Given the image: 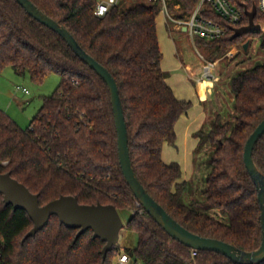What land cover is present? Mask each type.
<instances>
[{
	"label": "trees",
	"instance_id": "16d2710c",
	"mask_svg": "<svg viewBox=\"0 0 264 264\" xmlns=\"http://www.w3.org/2000/svg\"><path fill=\"white\" fill-rule=\"evenodd\" d=\"M43 13L65 27L79 45L103 65L120 91L128 129L133 169L147 192L188 231L217 239L245 252L262 241L261 210L256 186L244 164L246 142L264 119V63L233 74L229 81L235 115L223 122L211 120L209 130L194 133L195 153L209 146L205 187L198 199L182 180L179 163H165V144L176 147L175 126L193 103L179 99L163 70L157 20L160 2L121 0L103 17L94 14L99 0H31ZM246 11L258 0H232ZM200 0H167L169 12L184 20ZM207 18L228 27L216 41L199 39L215 62L233 48H242L245 36L232 38L234 28L208 11ZM256 24L264 27V13ZM172 36L174 29L167 26ZM249 36L261 37L264 30ZM11 67L41 84L58 74L60 84L26 129L0 109V173H10L43 206L61 196H73L82 205H113L131 210L124 230L137 236L134 247L116 245L105 258V246L93 232L77 240V229L51 217L35 237L24 239L33 223L23 210L6 206L0 194V254L2 264H115L126 254L131 264H235L225 256L196 251L172 239L143 209L126 183L118 153V136L109 89L103 79L80 60L54 31L33 19L16 0H0V72ZM264 175V136L253 152ZM216 211V212H215ZM214 212V214L212 213ZM264 264V263H263Z\"/></svg>",
	"mask_w": 264,
	"mask_h": 264
},
{
	"label": "water",
	"instance_id": "95a60500",
	"mask_svg": "<svg viewBox=\"0 0 264 264\" xmlns=\"http://www.w3.org/2000/svg\"><path fill=\"white\" fill-rule=\"evenodd\" d=\"M18 4L36 21L56 32L71 48L75 55L93 69L106 83L112 102L115 125L118 136L119 163L126 183L142 209L174 240L196 251H209L221 254L235 264L264 263V175L253 160V152L259 140L264 136V119L248 138L244 149V164L252 178L260 204V220L262 241L260 247L252 252H245L223 241L196 235L173 219L166 210L147 192L137 177L130 157L128 129L121 102L120 91L111 73L77 42L74 36L57 21L43 13L31 0H16ZM257 6L246 11L249 23L234 29L232 38L249 34H259L262 26L256 24ZM250 41L244 44V50L249 48ZM0 194L6 206L13 210H23L33 223L32 229L24 239L35 237L49 223L51 217H58L60 224L69 229H77V240L84 232L91 230L93 237L100 239L105 246L102 249L103 258L113 250L120 239L124 228L117 209L113 205H82L73 196H61L43 206L39 196L14 179L10 173H0Z\"/></svg>",
	"mask_w": 264,
	"mask_h": 264
},
{
	"label": "rangeland",
	"instance_id": "374dc122",
	"mask_svg": "<svg viewBox=\"0 0 264 264\" xmlns=\"http://www.w3.org/2000/svg\"><path fill=\"white\" fill-rule=\"evenodd\" d=\"M170 15L172 16L171 12ZM188 18L184 20H188ZM157 22L158 38L164 52L163 64L165 67L168 66L170 68L171 71L169 73L172 77V82L179 81L182 77H187V83L184 81L182 90L186 92L183 96H187V99L193 103L189 114L191 118L189 119V123H191L189 126L194 130L201 128L209 130L211 120L217 115H220L223 122L230 120L235 115L233 95L229 87L230 78L233 74L250 68L258 62L264 63L261 37L245 35V43L250 41L247 51L244 50L243 45L242 48H233L226 56L218 58L215 61L217 65L213 70V78L202 83L203 86L199 94L196 85L206 63L200 59L198 53L205 60H208V52L205 50V45L197 37H192L180 31L178 24L166 18L163 12L160 13ZM165 23L174 29L171 38L166 32ZM263 30L264 27L262 26ZM176 52L177 56L174 55ZM187 66L191 67L192 72L195 73L193 74L194 76H191L187 71ZM60 81V76L52 73L41 84H36L29 75H18L11 67H6L0 72V109L8 114L21 128L26 129L42 106L43 98L52 95L59 86ZM18 87L27 88L29 94H24L17 89ZM196 146V140L191 134H188L187 143L184 144L182 151L188 153V157H186L188 158L189 172L188 180L186 181L190 182L195 190V194L190 199L201 197L207 174L204 165L208 152L211 150L207 146L196 154ZM132 213L129 209L118 210L124 225L131 218ZM212 213L214 214V212ZM137 240L135 234L128 233L122 229L117 245L134 247L137 244ZM117 259L118 256L115 260Z\"/></svg>",
	"mask_w": 264,
	"mask_h": 264
},
{
	"label": "built area",
	"instance_id": "2783aa9c",
	"mask_svg": "<svg viewBox=\"0 0 264 264\" xmlns=\"http://www.w3.org/2000/svg\"><path fill=\"white\" fill-rule=\"evenodd\" d=\"M121 0H99L94 14L97 17L105 16L112 7L119 4ZM148 3L160 2L162 12L166 18L170 21L178 24L179 30L192 37H197L205 41H216L225 37L229 29L228 27L216 22L214 19L207 18L206 14L210 10L217 14L222 20L234 29L241 27L243 22L242 11L233 3L232 0H200L193 14L188 20H176L169 12L167 0H145ZM247 1V0H244ZM258 10L264 13V0H258ZM200 59H202L206 66L203 69L201 77L198 79V83L202 84L204 81L211 80L213 78V70L217 63L205 60V58L198 53ZM18 90L28 95L29 90L27 88L18 87ZM137 205L141 207L139 202ZM196 250L193 252L195 256ZM0 264H2V255L0 254ZM115 264H131V260L128 255L121 254L118 256Z\"/></svg>",
	"mask_w": 264,
	"mask_h": 264
},
{
	"label": "crops",
	"instance_id": "0c3cea01",
	"mask_svg": "<svg viewBox=\"0 0 264 264\" xmlns=\"http://www.w3.org/2000/svg\"><path fill=\"white\" fill-rule=\"evenodd\" d=\"M165 22H166V20H165ZM167 26H168L167 23H165L166 32L169 35V37L171 38V35L168 32ZM157 28H158V22H157ZM160 46H161V44H160ZM161 50H162V46H161ZM162 52H163V50H162ZM163 54H164V52H163ZM174 55L177 56V52H176V54L174 53ZM163 63H164V61H162L163 70L166 71L167 73H169L171 71L170 68L168 66L165 67V65ZM186 69L190 73L191 76H194L193 74H195V73L192 72L190 66H187ZM184 81L187 83V77L186 78L182 77L179 81L172 82V77H171L170 73H169V78L167 79L168 85L173 89L175 95L179 99L189 100V99H187V96H183L186 93L185 90H182V86H183L182 84H184ZM196 86H197V91L200 94L203 85L197 83ZM189 101H191V100H189ZM189 114H190V111L186 115H183L179 119V121L177 122V124L175 126V130H176V134H177L176 147H172V146H169L168 144H165V146L163 148V154H162V157H163V160L165 163L169 164L171 162H177L180 164V166L182 168V173H183L182 180H185V181L188 180L187 177H188V172H189V170H188L189 164H188V158H187L188 153L187 152L185 153L182 150H183L184 144L187 143L188 134H191V136L196 140V142H198L197 139L194 137V132L199 130V129L194 130L192 127L189 126V125H191V123H189V119H191ZM183 152H184L185 156H183L184 155Z\"/></svg>",
	"mask_w": 264,
	"mask_h": 264
}]
</instances>
